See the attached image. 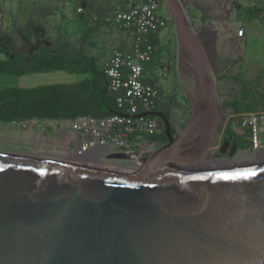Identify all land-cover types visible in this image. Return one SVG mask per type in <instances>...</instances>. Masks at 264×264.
I'll return each mask as SVG.
<instances>
[{
    "label": "water",
    "instance_id": "obj_1",
    "mask_svg": "<svg viewBox=\"0 0 264 264\" xmlns=\"http://www.w3.org/2000/svg\"><path fill=\"white\" fill-rule=\"evenodd\" d=\"M162 1L196 82L183 131L161 115L169 142L139 174L0 153V264H264V164L202 166L220 118L212 64L180 0Z\"/></svg>",
    "mask_w": 264,
    "mask_h": 264
},
{
    "label": "crops",
    "instance_id": "obj_2",
    "mask_svg": "<svg viewBox=\"0 0 264 264\" xmlns=\"http://www.w3.org/2000/svg\"><path fill=\"white\" fill-rule=\"evenodd\" d=\"M10 2L12 1L5 0L3 7H9ZM37 2L38 0L35 1V6H37ZM45 2L48 6L60 8V10L61 7L74 5L77 7V12L78 9H82L79 17L85 24H88L90 20L93 21L90 24L91 30L101 36L104 47L96 49L93 45L94 54L90 55L97 59L99 53L100 56L103 55V66L101 68L106 69V64L110 60L113 51L117 47L122 48L126 41V34L115 19L117 12L125 10V5L120 0H45ZM180 2L186 10L195 31L203 39L212 64L215 80L217 78L223 81L233 80L235 76L239 75H242L246 80H254L264 71V18L251 17L248 13V10L255 4L254 0H180ZM258 4L264 7V1ZM187 7L193 9L196 15L190 16ZM208 8H210L209 11H207ZM38 9V7L33 8L30 19L25 24L21 25L18 18L12 20L11 33L8 35L10 39L7 42L13 45L17 41L23 43L25 50L22 51L26 52L29 57L40 46L46 45L45 40H43L44 32L39 30L37 26H33L34 21L42 17L49 24V21L53 19L50 15H39ZM52 28L51 34L57 36L58 33L54 30L56 27ZM241 30L244 31L242 36L239 34ZM120 35L124 39L116 40V37ZM108 43L112 44V49L109 52L105 49V44L109 45ZM73 44L86 54L88 53L84 41H75ZM48 48L50 49V47ZM153 60L151 65L148 66V70L152 68L153 72H156L157 67L154 65ZM80 76L82 80L85 77ZM33 121V124L27 127L22 126L23 128L20 126L22 124L20 122L6 123L10 125L5 128V131L32 143L34 154L31 155L84 164L79 159L69 157L75 142L74 135L70 130L67 131L66 126L62 124L66 121L49 119H33ZM185 125L181 123L176 126L177 136L181 134ZM67 132L72 135L69 140L66 139ZM142 142L149 153L165 145L153 138H144Z\"/></svg>",
    "mask_w": 264,
    "mask_h": 264
},
{
    "label": "built area",
    "instance_id": "obj_3",
    "mask_svg": "<svg viewBox=\"0 0 264 264\" xmlns=\"http://www.w3.org/2000/svg\"><path fill=\"white\" fill-rule=\"evenodd\" d=\"M120 1L125 10L117 12L115 19L126 34V41L122 48L113 51L106 73L109 89L116 94L122 113L100 119L79 117L67 120L66 125L75 142L70 158L79 159L87 166L136 174L142 172L143 159L149 153L142 140L155 137L161 131L159 119L152 116L161 104V90L148 80L146 73L155 51L151 37L167 26L169 16L162 0ZM263 1L254 0L251 8L263 7L258 4ZM239 34L242 36L244 31ZM33 123V120L23 122L24 126ZM235 126L238 136L249 143L253 160L254 156L261 155V164H264V110L236 117ZM126 151L137 154V160L109 158Z\"/></svg>",
    "mask_w": 264,
    "mask_h": 264
},
{
    "label": "trees",
    "instance_id": "obj_4",
    "mask_svg": "<svg viewBox=\"0 0 264 264\" xmlns=\"http://www.w3.org/2000/svg\"><path fill=\"white\" fill-rule=\"evenodd\" d=\"M262 11L264 7L250 8L248 13L251 17H262ZM158 34L151 37L155 50L160 44ZM0 54L6 56V59L0 61V76L23 77L34 73L52 72L85 76L83 80L75 83L40 85L31 88L10 87L1 90L0 122L2 123H23L33 119L67 121L84 116L100 119L122 113L118 108L116 94L109 89L106 69L98 66L96 57L86 54L71 42H60L53 51L46 45L40 46L29 57L26 52H16L13 44L1 40L0 36ZM233 79L241 85V90L232 100L225 102V107L231 112L230 118L263 111L264 71L254 80H246L242 75ZM160 106L161 104L152 112L153 117H157L156 111ZM160 128L162 132L152 138L166 144L169 142L166 127L161 124ZM172 133L176 135V129H173Z\"/></svg>",
    "mask_w": 264,
    "mask_h": 264
},
{
    "label": "rangeland",
    "instance_id": "obj_5",
    "mask_svg": "<svg viewBox=\"0 0 264 264\" xmlns=\"http://www.w3.org/2000/svg\"><path fill=\"white\" fill-rule=\"evenodd\" d=\"M4 1L5 0H0V27L1 25L3 26L2 29L0 28V36L1 40L5 42L10 39L8 35L11 33L10 28L13 25L12 20H16V18H18L21 25L25 24L29 21L33 8L38 7L39 15H50L53 18L50 21L48 20L50 25L47 24V22H45L42 17H39L37 20H35L33 25L37 26L39 30L44 32L43 40H45L46 46L50 47L51 51H53L60 44V42L75 43V41H84L85 49L87 50L88 55L94 54V51L92 50L93 45L96 47V49H101L104 47L101 36H98L93 32V30H91L90 24L93 23V21L90 20L88 21V24H85V22L80 19L79 13L77 12V7L74 5H70L69 7H61L60 10V8L48 6L45 0H38L36 4L37 6H35L36 0H11L12 2H10L8 5L9 7H3ZM210 8H208L207 11H209ZM187 12L190 16L196 15L195 11L193 9H189L188 7ZM54 26L57 28L54 29L55 32L58 33L57 36L51 34L53 30L52 27ZM121 36L122 35L116 37V40H120L122 38L124 39V37ZM158 38L160 44L159 47L156 48L153 55L154 65H164L159 70L160 76L164 75V73L168 74L165 80L162 78L161 81H163H160L161 84L159 86L161 87V90H163L162 98L166 97L173 100L175 108L181 112L176 113V110L172 111L173 119H179L180 123L185 125L189 117L188 114L193 105L196 93L194 74L189 69V61L186 58L184 60L181 56L174 24L170 23L168 26L163 28L158 34ZM108 44L109 45L105 44V49H107V52L112 49V44ZM116 44H118V42H116ZM13 46L16 52H23L22 50H25V45H23L21 42L19 43V41L14 43ZM208 53L210 54L209 50ZM4 59H6V56L4 54H0V61ZM102 60L103 55L100 56L99 53V67L103 66ZM146 76L148 80L154 76L152 68L147 71ZM81 80L82 77L80 75H70L65 72L42 74L34 73L23 77H18L15 75H1L0 91L10 87L31 88L40 85L73 83ZM215 84L218 100L220 102V118L222 119V124L224 122H228L231 117V112L225 107V102L227 100H232L234 95L240 92L241 85L234 79L223 81L219 78L215 80ZM171 88L174 89L173 92ZM62 124L66 126L68 131L69 128H67L66 122H63ZM233 124L234 123L231 121V126H233ZM9 125L10 124L0 123V153L17 155L34 154V145H32V143L29 141H24L23 138L9 134L7 131H5V128L9 127ZM20 126L27 127L24 126L23 123L20 124ZM235 133L237 134V131H235ZM66 136L67 140L72 137V135H70L68 132L66 133ZM226 140L228 143L232 142L230 138H227ZM244 143L245 145H243L241 148L242 151L238 154L239 158L241 159H244V154L242 152H244L246 147H249L248 142L245 141ZM229 147L230 146H227L226 143L223 144L221 149L214 147L213 154L218 157H233L235 152L229 149ZM249 161L255 160L252 158V160Z\"/></svg>",
    "mask_w": 264,
    "mask_h": 264
},
{
    "label": "flooded vegetation",
    "instance_id": "obj_6",
    "mask_svg": "<svg viewBox=\"0 0 264 264\" xmlns=\"http://www.w3.org/2000/svg\"><path fill=\"white\" fill-rule=\"evenodd\" d=\"M172 23L170 20L167 24V26ZM176 57V56H175ZM153 60V59H152ZM164 66L163 64L156 65L157 70L154 73V76L150 79L151 83L157 85L160 90L161 87L159 86L161 84V79L167 77L168 74L164 73V75L160 76L159 70ZM161 81V82H160ZM172 92L174 91L173 88ZM161 94L163 96V90H161ZM176 110V113H181L178 109L175 108L173 100L170 98L163 97L162 98V103L158 111H156V116L160 119V125H165L163 122V119L161 115H164L172 124L173 129L178 126L177 124H181L179 119L174 120L172 116V111ZM191 111V110H190ZM190 115V112L189 114ZM189 118V117H188ZM231 119V118H230ZM229 119L228 122H224L221 124L222 119L219 118L215 126L211 129L209 133L208 139H204L202 141L200 148H204L205 145H207V142L211 139V137L215 136L214 138V143L212 146V151L208 155V160H204L202 162V166L205 168H208L209 170H215V171H228L232 169H239L243 167H251L252 165L255 166H261V155L254 156L255 161H249L252 160L253 153L249 150V147H246L243 152L244 159L239 158L238 154L241 152V148L243 145H245V141L241 139L235 131L236 126H235V118H232L231 120ZM188 121V119H187ZM186 121V123H187ZM231 121L233 126H231ZM177 123V124H176ZM215 131V132H214ZM177 136V135H175ZM227 138L231 139V143L227 142ZM227 144V146H230L229 149L233 150L235 152V155L233 157H218L213 154L214 152V147H217V149H221L223 144Z\"/></svg>",
    "mask_w": 264,
    "mask_h": 264
},
{
    "label": "bare ground",
    "instance_id": "obj_7",
    "mask_svg": "<svg viewBox=\"0 0 264 264\" xmlns=\"http://www.w3.org/2000/svg\"><path fill=\"white\" fill-rule=\"evenodd\" d=\"M109 169L111 170V168H109ZM109 169H108V170H109ZM113 171H116V170H113ZM138 174H139V173H138Z\"/></svg>",
    "mask_w": 264,
    "mask_h": 264
}]
</instances>
